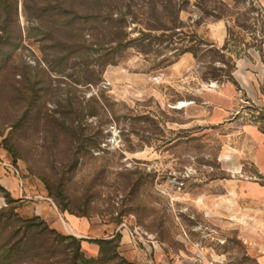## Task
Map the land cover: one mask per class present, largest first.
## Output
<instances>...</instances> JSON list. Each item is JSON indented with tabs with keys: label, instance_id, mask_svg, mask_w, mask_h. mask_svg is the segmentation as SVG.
I'll return each instance as SVG.
<instances>
[{
	"label": "rangeland",
	"instance_id": "374dc122",
	"mask_svg": "<svg viewBox=\"0 0 264 264\" xmlns=\"http://www.w3.org/2000/svg\"><path fill=\"white\" fill-rule=\"evenodd\" d=\"M166 1L179 23L157 42L147 27ZM103 2L126 24L111 63L103 26L86 20L98 0H0V161L28 194L6 206L0 191V208L32 217L45 196L112 236L130 231L149 264H256L245 240L264 229V175L244 133L264 123V99L226 82L234 57L264 49L256 0ZM54 248L24 264L81 263ZM117 251L88 264H123Z\"/></svg>",
	"mask_w": 264,
	"mask_h": 264
},
{
	"label": "trees",
	"instance_id": "16d2710c",
	"mask_svg": "<svg viewBox=\"0 0 264 264\" xmlns=\"http://www.w3.org/2000/svg\"><path fill=\"white\" fill-rule=\"evenodd\" d=\"M213 1H211L212 3ZM100 8L102 11L98 10L97 12H90L86 20H89V25L94 23H100V26H103V40L109 47V51L104 63L115 62L114 60V49L118 46V44L122 43L121 32L123 28L126 27L125 21L121 18H117L113 15V11L109 9L107 3L103 2V0H98ZM155 2L151 1L150 8H155ZM103 5H105L103 7ZM63 5L59 3L56 6L55 13L56 14H64L71 15L73 17L77 14V9L75 7H68V10L65 12L62 9ZM104 8V10H103ZM107 8V9H105ZM161 14L157 15L158 24H150L149 32L159 31L158 35L154 34L155 40L157 42L163 41L165 38V31L172 30L177 27V23H179V8H175L174 4L171 1H166L163 5H160ZM260 10V8H259ZM212 12H216V8L212 7ZM261 12V10H260ZM216 18L219 16L214 15ZM262 19H264V13L261 12ZM82 18L85 22V17L78 16ZM4 30V26L0 25V31ZM261 37L264 38V27L261 29ZM226 41V39H225ZM224 41V42H225ZM5 41H0V44ZM225 43L222 44V46ZM1 44L0 46H2ZM72 45V44H71ZM226 45V44H225ZM224 45V46H225ZM223 46V47H224ZM258 49V48H257ZM73 51H69L68 54H71ZM68 54L66 53L65 60H68ZM237 57V56H236ZM234 57V59L236 58ZM63 58V57H62ZM64 59V58H63ZM233 59V61H234ZM232 61V63H233ZM233 68V64L231 67V71ZM59 70V69H54ZM230 74L227 77V80H232V75ZM88 80V79H87ZM85 81V80H84ZM90 82V81H88ZM72 139V138H71ZM46 183V181L43 179ZM48 187V183H46ZM0 191L3 193L4 200L6 206L10 205L12 202L17 201V198L11 196L9 191L5 189L2 185H0ZM50 192V190H49ZM49 194V193H48ZM9 210V211H8ZM61 210V209H60ZM8 211V212H6ZM6 232L8 237L6 240L0 242V264H24L27 261H33L34 259H44L54 254V247L57 245L62 246L60 248V252L65 253V248L72 247L76 249V253H74L70 259L77 261L80 260L79 263H93L98 260H104L111 257L115 253L118 254L120 234L116 233L114 236L107 238H95L92 239L98 245L97 257H85L82 253V250L79 251L81 247V239L73 236V235H64L59 233L54 228H51L46 221L41 219L38 215H33L32 217H22L13 209L5 210L3 207L0 208V232ZM16 236V237H15ZM43 237V241H48V246L46 248V242H43L44 245H38V238ZM50 241V242H49ZM71 242L72 246H67V244ZM55 244V245H54ZM40 246V247H39ZM35 249L34 252L32 250ZM78 250V252H77ZM31 252V253H30ZM106 257V258H105ZM120 260L123 264H136L133 261H129L126 258L120 256Z\"/></svg>",
	"mask_w": 264,
	"mask_h": 264
},
{
	"label": "crops",
	"instance_id": "0c3cea01",
	"mask_svg": "<svg viewBox=\"0 0 264 264\" xmlns=\"http://www.w3.org/2000/svg\"><path fill=\"white\" fill-rule=\"evenodd\" d=\"M256 2L261 12L264 13V0H256ZM231 75L232 80H226L228 84L237 85L236 82H239L240 86L252 99H264V49H255L249 51L248 54L237 56L233 61ZM244 138L247 157L257 172L264 175V123L260 124V121L258 123H247L245 125ZM0 154H3L1 150ZM8 164V162L0 161V185L7 189L12 197L18 200L28 198V194H23L22 189L18 187L17 180L8 171L10 170ZM40 197L39 200L34 202V215H38L59 233L73 235L81 239V250L84 252L87 250L86 254L89 257L95 256L98 252V245L91 242L92 239L112 236V232H106L107 228L92 224L86 218L61 212L47 197ZM256 214L258 218H264V210H258ZM119 232L121 234L119 250L122 251L125 257L129 260L139 259L142 264H146L147 262L149 264V260L147 261L145 258V253L138 251L134 243L132 244L130 231L120 229ZM257 234V240H250L249 238L245 241L248 247L256 250L254 255L256 264H264V229H259ZM181 261L185 264L187 260L180 258L179 262Z\"/></svg>",
	"mask_w": 264,
	"mask_h": 264
},
{
	"label": "bare ground",
	"instance_id": "6f19581e",
	"mask_svg": "<svg viewBox=\"0 0 264 264\" xmlns=\"http://www.w3.org/2000/svg\"><path fill=\"white\" fill-rule=\"evenodd\" d=\"M185 103H182V105H184Z\"/></svg>",
	"mask_w": 264,
	"mask_h": 264
}]
</instances>
